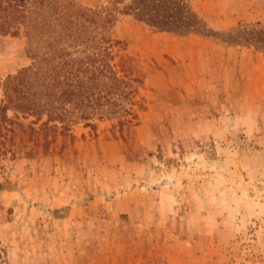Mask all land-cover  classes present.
<instances>
[{
	"label": "rangeland",
	"instance_id": "obj_1",
	"mask_svg": "<svg viewBox=\"0 0 264 264\" xmlns=\"http://www.w3.org/2000/svg\"><path fill=\"white\" fill-rule=\"evenodd\" d=\"M46 3L65 12L48 40L95 15L87 36L116 45L78 55L105 48L126 98L0 138V264H264V52L244 34L264 0ZM29 46L0 36V102Z\"/></svg>",
	"mask_w": 264,
	"mask_h": 264
},
{
	"label": "trees",
	"instance_id": "obj_2",
	"mask_svg": "<svg viewBox=\"0 0 264 264\" xmlns=\"http://www.w3.org/2000/svg\"><path fill=\"white\" fill-rule=\"evenodd\" d=\"M64 15L62 8H49L46 0H0V36H16L23 31L36 46L46 41L43 52L29 46L31 67L15 76H9L2 85L0 138L6 139L8 134L11 138L14 135L12 124L19 118L35 116L36 121H40L42 116H46V121L41 125L43 128H56L55 125L48 126L52 119L59 120L66 127L64 120H76L77 116L74 115L80 114L82 108H90L91 114L95 115L102 111L104 102L117 107L116 101L120 97L126 98L121 89L126 88L127 82L116 72L113 56L106 53L105 48L102 52L78 55V49L85 43L88 45L85 51L101 47L100 43L116 45L109 38L102 37L94 43L87 36L92 26L84 27L83 21L95 24V15L91 14V17L85 19L80 15L74 19L81 33L77 29L63 28L55 40L44 37L46 33L53 32L50 29H54L57 22L60 25ZM244 34L264 52V26L257 24ZM71 47L76 50L70 52ZM66 106H71V111ZM8 112L12 113L11 117ZM96 115L102 116V113ZM80 117L88 118L82 113ZM125 122L131 123L130 120ZM17 128H23V125L17 124ZM28 129L34 131L32 127Z\"/></svg>",
	"mask_w": 264,
	"mask_h": 264
}]
</instances>
